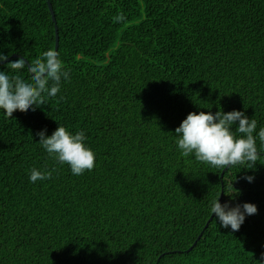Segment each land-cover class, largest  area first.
Instances as JSON below:
<instances>
[{
	"label": "trees",
	"instance_id": "16d2710c",
	"mask_svg": "<svg viewBox=\"0 0 264 264\" xmlns=\"http://www.w3.org/2000/svg\"><path fill=\"white\" fill-rule=\"evenodd\" d=\"M50 1L55 20L47 0H0V51L34 60L58 26L71 75L35 110L0 111V264H264V157L213 168L173 134L220 108L264 126V0ZM59 124L85 131L92 170L37 143ZM32 168L56 170L31 183ZM222 190L258 207L238 231L207 224Z\"/></svg>",
	"mask_w": 264,
	"mask_h": 264
},
{
	"label": "clouds",
	"instance_id": "9594fccd",
	"mask_svg": "<svg viewBox=\"0 0 264 264\" xmlns=\"http://www.w3.org/2000/svg\"><path fill=\"white\" fill-rule=\"evenodd\" d=\"M11 55L0 51V63L7 62L0 69V111L8 118L18 109L35 110L44 104L46 97H56L63 83L71 79L70 69L56 49L48 48L34 60L23 54L9 61ZM21 71L29 73V78H23ZM257 128V120L249 118L244 111L225 112L220 108L215 113L190 112L173 134L177 149L185 157L192 156L199 162L223 170L237 165H247L251 169L259 158L264 157V126ZM36 135L39 137L37 143L58 164H67L73 175H82L95 167L96 154L88 145L84 130L72 132L59 124L51 135H47L46 128ZM55 170L32 168L29 182L49 180ZM243 179L251 183L254 176L246 175ZM234 193L237 191L227 195L235 200ZM220 195L210 201L209 210L225 229L230 227L233 232L238 231L247 216L258 212L257 205L250 202L221 203Z\"/></svg>",
	"mask_w": 264,
	"mask_h": 264
},
{
	"label": "water",
	"instance_id": "95a60500",
	"mask_svg": "<svg viewBox=\"0 0 264 264\" xmlns=\"http://www.w3.org/2000/svg\"><path fill=\"white\" fill-rule=\"evenodd\" d=\"M47 1H48L49 7H50V9H51V11H52V15H53L54 20H55V15H54V11H53V5H52V3H51L50 0H47ZM58 47H59V32H58V26H56V46H55V49L58 50ZM14 56H21V55H20V54H17V53H14V54H12L11 56H9V60H10L12 57H14ZM2 63H4V62H2ZM2 63H0V64H2ZM222 176H223V173H222ZM221 194H223V190H222V193H221ZM221 197H222V196H221ZM221 197H220V202H221ZM213 215H214V214H213ZM213 215L210 216V218H209L207 224H208L209 221L212 219ZM207 224H206V226H207ZM201 235H202V232H201L200 235L197 237V239H196V241L193 243V245H192L190 248H188L187 250H190V249L196 244V242L200 239Z\"/></svg>",
	"mask_w": 264,
	"mask_h": 264
}]
</instances>
